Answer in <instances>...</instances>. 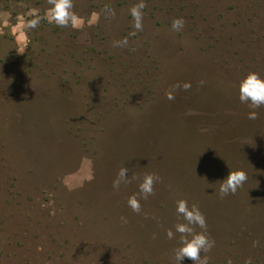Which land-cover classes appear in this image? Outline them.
<instances>
[{
    "label": "rangeland",
    "instance_id": "1",
    "mask_svg": "<svg viewBox=\"0 0 264 264\" xmlns=\"http://www.w3.org/2000/svg\"><path fill=\"white\" fill-rule=\"evenodd\" d=\"M137 3L74 0L82 28L25 41L17 17L48 0H0V264H176L178 199L207 218L208 264H264V107L248 119L236 87L264 77V0H145L139 32ZM122 167L139 179L115 190ZM230 169L248 181L221 198Z\"/></svg>",
    "mask_w": 264,
    "mask_h": 264
},
{
    "label": "clouds",
    "instance_id": "2",
    "mask_svg": "<svg viewBox=\"0 0 264 264\" xmlns=\"http://www.w3.org/2000/svg\"><path fill=\"white\" fill-rule=\"evenodd\" d=\"M49 7L41 15L40 9L29 8L27 12L17 17L19 23L13 28H19L22 31L23 39L28 40L29 33L36 29L42 21L58 28L79 29L84 26V18L79 16L74 10V0H48ZM145 0H139V3L130 9V15L134 21L133 27L137 32L143 30ZM108 15L115 16V10L106 6L102 9ZM7 15V14H6ZM101 13L93 12L89 23H96L100 20ZM28 17V19H25ZM7 23V22H5ZM185 20L177 18L172 21V30L179 32L184 28ZM128 43L127 39L116 42L114 46L123 47ZM27 47L24 48L26 51ZM179 85L173 86V90ZM183 89L188 90L190 83L183 84ZM239 102L249 108L248 119L255 120L258 118V109L264 107V77L258 72H248L237 84ZM173 90L166 94L167 99L173 100ZM128 168L122 167L113 181V188L119 190L121 184L131 183L132 180L139 179L137 176L127 175ZM91 179V178H90ZM248 181V174L243 169L229 171L228 175L218 181L219 195L224 198L228 195H235L237 191ZM160 182V177L156 173H145L142 181L138 185V192H134L127 199V206L135 213L141 212V199L147 200L155 191V185ZM175 212L178 220L173 228L166 231L168 240H174L179 234L177 247L173 249V255L176 264H182L187 258L193 264H208L207 253L215 247V240L208 234L207 218L196 203L189 204L187 199H178L176 201ZM123 219V218H122ZM199 229V231H197ZM203 253V256H201ZM227 264H232L229 260ZM249 264L251 262L249 261Z\"/></svg>",
    "mask_w": 264,
    "mask_h": 264
}]
</instances>
